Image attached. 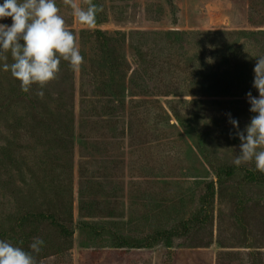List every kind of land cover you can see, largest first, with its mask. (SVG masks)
I'll return each mask as SVG.
<instances>
[{
	"label": "rangeland",
	"instance_id": "374dc122",
	"mask_svg": "<svg viewBox=\"0 0 264 264\" xmlns=\"http://www.w3.org/2000/svg\"><path fill=\"white\" fill-rule=\"evenodd\" d=\"M91 2L102 10L88 29L56 0L83 57L79 71L62 60L56 79L24 93L0 69V239L25 250L42 239L36 264H264V183L243 169L257 170L254 161L221 180L215 168L240 151L229 114L241 130L255 115L246 94L259 96L264 0ZM98 30L115 39V66ZM169 31L190 34L171 42ZM211 181L208 223L184 229ZM44 211L73 234L32 216ZM22 216L30 217L20 227ZM174 229L169 244L118 240L139 245Z\"/></svg>",
	"mask_w": 264,
	"mask_h": 264
},
{
	"label": "clouds",
	"instance_id": "9594fccd",
	"mask_svg": "<svg viewBox=\"0 0 264 264\" xmlns=\"http://www.w3.org/2000/svg\"><path fill=\"white\" fill-rule=\"evenodd\" d=\"M72 9L76 22L88 29L96 25V15L102 9L91 0L82 7L77 0H65ZM11 18V24L0 22V69L10 71L20 82L21 91L28 93L32 85L44 88L56 79L61 61H66L73 71H79L83 57L76 43L75 34L65 27L56 0H0V21ZM9 54L12 63H8ZM253 88L259 96L246 94L254 113L243 130L239 122L231 118L229 123L236 129L240 140L239 154L233 160L236 167L253 162L264 173V56L257 59L253 69ZM43 97L44 92H38ZM44 241L36 238L29 249L14 246L0 239V264H36L35 255L42 250Z\"/></svg>",
	"mask_w": 264,
	"mask_h": 264
},
{
	"label": "trees",
	"instance_id": "16d2710c",
	"mask_svg": "<svg viewBox=\"0 0 264 264\" xmlns=\"http://www.w3.org/2000/svg\"><path fill=\"white\" fill-rule=\"evenodd\" d=\"M96 22H97V18H96ZM97 32H98V38H99V41L101 43V46L103 47V50L105 52H110V55H109L110 64H112V62H114L113 64L115 66V64H117V60L118 59L121 60V58L113 57V54H111V52H113V50H111L112 41L115 40V39H113L112 37L107 36L105 33H103L100 30H98ZM189 34L190 33L178 32V31H175V32L169 31V32H165L164 35L166 36V38L168 40L173 42V41H175V37L177 35L180 36V35H189ZM230 34L234 35V33H230ZM235 34H237V35L239 34V35H241L244 38H249L250 37L249 33H247L246 31H240L239 33H235ZM140 47L142 48V45ZM137 50L140 53V50L139 49H137ZM228 63L230 65L232 64V62H230V61ZM121 64H122V61L120 62V65ZM230 65H229V69H232ZM208 68L211 71H214L213 68H211V67H208ZM229 72H230V75H232L231 80L234 79L233 76L238 77L237 78L239 80L238 85H237L238 88H242L243 89V87L241 86L242 84H244V88L245 87L248 88L247 86H249L248 83L250 82V80L246 79L245 77L240 79L239 75L234 70H231ZM217 74H218V71L213 77L215 78V76ZM231 85L234 86V84H231ZM211 88L215 90L214 91L215 93H220L219 92V83H218L217 79H216V81H214V83H213ZM227 89H228V87H227ZM230 90H232V89H230ZM228 92H229V89H228ZM215 168H216L217 177L221 180L222 178H232V177H234L236 175V173L238 172V170H241V168H243V167H241V166L240 167H236L234 164H221L218 167L215 166ZM243 169L246 170V177H247L248 180H250L251 182L264 183V173H262V172H260L258 170H255V169H245V168H243ZM215 184H216L215 181H211V182L207 183L206 193L202 197V203H201L199 211L197 213H195V215H193L191 218L187 219L186 221L184 220V221L181 222V225H182V227H184V229H186V230L188 229V227H186L188 221H196V223H198L200 225L208 223V221L210 219V216H211V211H212V209H211V200L213 199L214 194H215ZM32 216H35V217H37V218H39L41 220L50 221L52 224L58 226L60 231H61V233L63 235H65V236H70V235L73 234V231H71V229L65 223L59 221L58 218L55 216V214H53L51 212H48V211L38 212V213L32 214ZM28 217H30V216H28ZM28 217L27 216H22L21 218H19V220H18L19 223L18 224L20 225V227H22V225L26 222ZM175 232H178V231L175 230V229L174 230H159L156 233L147 236L145 238V241L143 243L139 244V245L137 243H135V242H132V241L128 240L125 237H122V236H120V237L118 236V240H119L121 245L122 244H127V245L132 244V246H135V247H137V246H152L154 241L161 240L162 238H164L167 241V243L169 244L170 241H171V236ZM23 240H25V239H23Z\"/></svg>",
	"mask_w": 264,
	"mask_h": 264
}]
</instances>
